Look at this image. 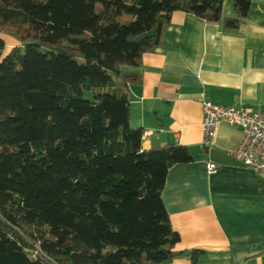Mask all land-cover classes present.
<instances>
[{"label": "trees", "instance_id": "1", "mask_svg": "<svg viewBox=\"0 0 264 264\" xmlns=\"http://www.w3.org/2000/svg\"><path fill=\"white\" fill-rule=\"evenodd\" d=\"M0 0V264H163L175 250L161 198L193 153L142 148L129 85L174 11L236 31L251 0ZM206 150L207 148H202ZM196 264L201 250H192Z\"/></svg>", "mask_w": 264, "mask_h": 264}, {"label": "crops", "instance_id": "2", "mask_svg": "<svg viewBox=\"0 0 264 264\" xmlns=\"http://www.w3.org/2000/svg\"><path fill=\"white\" fill-rule=\"evenodd\" d=\"M236 15L223 0L222 17ZM139 80L129 85V124L143 129L142 148L175 143L190 162L168 168L161 198L183 251L163 264H264V177L242 165L232 150L241 127L216 125L203 150L202 103L242 104L264 113V0H251L236 31L174 11L161 43L142 53ZM218 165L206 173V163Z\"/></svg>", "mask_w": 264, "mask_h": 264}, {"label": "built area", "instance_id": "3", "mask_svg": "<svg viewBox=\"0 0 264 264\" xmlns=\"http://www.w3.org/2000/svg\"><path fill=\"white\" fill-rule=\"evenodd\" d=\"M202 148L211 145L216 125L219 121L241 127L242 139L232 155L244 166L252 169L259 177H264V113L242 104L222 106L211 101L202 103ZM218 165L206 163V173H214Z\"/></svg>", "mask_w": 264, "mask_h": 264}, {"label": "rangeland", "instance_id": "4", "mask_svg": "<svg viewBox=\"0 0 264 264\" xmlns=\"http://www.w3.org/2000/svg\"><path fill=\"white\" fill-rule=\"evenodd\" d=\"M0 36L4 39L5 41V52L11 47L15 46L17 44V41L15 38L12 36L8 35L7 33H0Z\"/></svg>", "mask_w": 264, "mask_h": 264}]
</instances>
